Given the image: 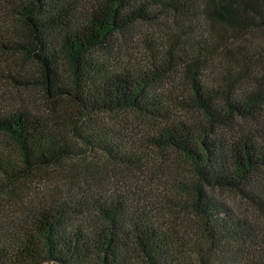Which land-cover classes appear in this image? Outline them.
<instances>
[{
	"label": "trees",
	"instance_id": "trees-1",
	"mask_svg": "<svg viewBox=\"0 0 264 264\" xmlns=\"http://www.w3.org/2000/svg\"><path fill=\"white\" fill-rule=\"evenodd\" d=\"M0 264H264V0H0Z\"/></svg>",
	"mask_w": 264,
	"mask_h": 264
},
{
	"label": "rangeland",
	"instance_id": "rangeland-1",
	"mask_svg": "<svg viewBox=\"0 0 264 264\" xmlns=\"http://www.w3.org/2000/svg\"><path fill=\"white\" fill-rule=\"evenodd\" d=\"M26 91H27L26 100L34 109L41 110V108H46L47 104L43 98L42 91L39 86H33L32 88H30L29 90L27 89ZM30 186H31L30 189L26 188L27 191L28 192L33 191L36 197L43 196L49 191L51 192L53 191V189L56 188V187L54 188L52 187V181H50L49 179L43 180L42 178L41 179L33 178V181H31ZM23 195L24 194L22 193V196ZM221 197L226 200L232 201L239 211L244 213L247 212L250 213L249 206L246 203L239 201L238 199H235L233 196H231V193H225Z\"/></svg>",
	"mask_w": 264,
	"mask_h": 264
}]
</instances>
